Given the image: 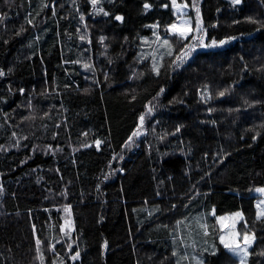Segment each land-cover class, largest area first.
Returning a JSON list of instances; mask_svg holds the SVG:
<instances>
[{
    "label": "trees",
    "instance_id": "obj_1",
    "mask_svg": "<svg viewBox=\"0 0 264 264\" xmlns=\"http://www.w3.org/2000/svg\"><path fill=\"white\" fill-rule=\"evenodd\" d=\"M179 1L0 0V264H264V0Z\"/></svg>",
    "mask_w": 264,
    "mask_h": 264
},
{
    "label": "rangeland",
    "instance_id": "obj_2",
    "mask_svg": "<svg viewBox=\"0 0 264 264\" xmlns=\"http://www.w3.org/2000/svg\"><path fill=\"white\" fill-rule=\"evenodd\" d=\"M170 4L173 10L174 17L173 20L167 26V33L179 34L181 31H187V32L190 31L189 27L192 23V18L190 15L187 14V8L185 4L182 1L180 2L179 0H175V2H173V0H170ZM172 25L177 26L176 31L172 29L171 27ZM157 34L159 35V33ZM258 189H264V187H260ZM256 193L258 194V198L256 200V208H257V214L259 215L260 212L264 211V204H262V202H264V192L257 191L256 189ZM258 205H260L259 208L257 207ZM237 213L240 212L239 211L229 212L218 217V224L221 227L219 239L221 236L224 237V242H223L224 245L225 243L231 244L234 242V240L238 239V242L241 244V247H244L243 238L239 239V237L236 238L235 236V234L237 233L236 226L241 218V215L239 217L236 215ZM221 217L223 218V220L220 219ZM12 219L13 220L10 226V231L15 236L14 247L16 248L17 252L23 257L24 264H36L34 257L35 255L34 236L29 224V220L23 214L19 215L18 217L19 220H14V218ZM248 236L252 238L251 235ZM227 249L230 250L229 248ZM25 251L27 252V254H25L26 253ZM232 253L236 255L237 258L239 259L238 264H241V257H244V264H248V253H243V252H237V253L232 252Z\"/></svg>",
    "mask_w": 264,
    "mask_h": 264
},
{
    "label": "snow or ice",
    "instance_id": "obj_3",
    "mask_svg": "<svg viewBox=\"0 0 264 264\" xmlns=\"http://www.w3.org/2000/svg\"><path fill=\"white\" fill-rule=\"evenodd\" d=\"M95 2H96V0H93V3H95ZM173 2H175V0H173ZM233 2H234V3H240V0H233ZM194 6H195V5H194ZM148 7H150V5L145 4V8H148ZM197 14L199 15V9H198V8H197ZM116 19H117V20H121L122 17L117 16ZM28 23H31V20H29ZM171 27H172V29H173L174 31L177 30V26H176V25H172ZM196 30H197V31H200V30H201V25H200V22H199V21H197V29H196ZM179 35H180V37H181L182 39H188V35H189V33H188L187 31H181V32L179 33ZM82 38H83V37H82ZM192 39H197V38H196L195 36H193ZM164 43H165V44H168V41L165 40ZM213 43H215V41H213ZM220 43L223 44V43H225V41L222 40V41H220ZM168 54L171 55V52H169ZM184 55H187V52H185ZM177 59H178V60H182V57H181V56H178ZM177 66H179V65H177ZM85 67L87 68V67H89V66H88V65H85ZM2 74H3V73H0V75H2ZM157 74H158V70H157ZM220 95H223V93H221ZM149 111H151V109H149ZM143 120H144V117H141V123H143ZM137 134H138V133H134V135H137ZM96 144H97V146H99L100 141H96ZM257 191L264 192V189H257ZM262 204H264V202H262ZM257 207L259 208L260 205H258ZM65 210L67 211V209H65ZM236 215L239 217L241 214H240V213H237ZM259 216H264V211L260 212V213H259ZM220 219L223 220L222 217H221ZM239 235H240L239 233H236V234H235L236 238H238ZM253 239H254V237L250 238V237L247 235V233H245L244 236H243L244 247H241V244L238 242V239L234 240V242L231 243V244L225 243V247H226V248H229V249H230L232 252H234V253H237V252L247 253V248H248V246L252 243V240H253ZM220 240H221V242L223 243V242H224V237L221 236V237H220ZM39 244H40V241L37 240V245L39 246ZM38 251H39V247H38ZM262 254H264V253H262ZM77 255H78V253H77ZM40 258L43 259L42 256H41ZM73 259H75V257H73ZM241 264H244V257H241Z\"/></svg>",
    "mask_w": 264,
    "mask_h": 264
},
{
    "label": "water",
    "instance_id": "obj_4",
    "mask_svg": "<svg viewBox=\"0 0 264 264\" xmlns=\"http://www.w3.org/2000/svg\"><path fill=\"white\" fill-rule=\"evenodd\" d=\"M241 1V0H240ZM237 4H239V3H237Z\"/></svg>",
    "mask_w": 264,
    "mask_h": 264
},
{
    "label": "bare ground",
    "instance_id": "obj_5",
    "mask_svg": "<svg viewBox=\"0 0 264 264\" xmlns=\"http://www.w3.org/2000/svg\"><path fill=\"white\" fill-rule=\"evenodd\" d=\"M241 2V1H240ZM240 4V3H239Z\"/></svg>",
    "mask_w": 264,
    "mask_h": 264
},
{
    "label": "crops",
    "instance_id": "obj_6",
    "mask_svg": "<svg viewBox=\"0 0 264 264\" xmlns=\"http://www.w3.org/2000/svg\"><path fill=\"white\" fill-rule=\"evenodd\" d=\"M236 256V255H235ZM237 257V256H236Z\"/></svg>",
    "mask_w": 264,
    "mask_h": 264
}]
</instances>
